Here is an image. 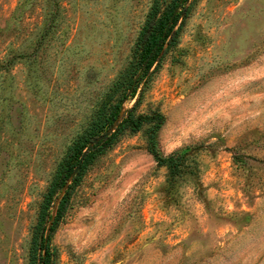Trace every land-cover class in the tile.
I'll list each match as a JSON object with an SVG mask.
<instances>
[{
    "label": "rangeland",
    "instance_id": "374dc122",
    "mask_svg": "<svg viewBox=\"0 0 264 264\" xmlns=\"http://www.w3.org/2000/svg\"><path fill=\"white\" fill-rule=\"evenodd\" d=\"M153 1L0 0V264H40L43 195L129 66ZM186 9L175 44L110 103L122 99L120 117L162 115L155 149L185 154L177 175L150 153L153 124L125 131L80 177L52 264H264V0Z\"/></svg>",
    "mask_w": 264,
    "mask_h": 264
},
{
    "label": "trees",
    "instance_id": "16d2710c",
    "mask_svg": "<svg viewBox=\"0 0 264 264\" xmlns=\"http://www.w3.org/2000/svg\"><path fill=\"white\" fill-rule=\"evenodd\" d=\"M187 2L188 0H171L166 9L161 12L159 0L153 1L145 24L137 38L133 57L129 66L119 77L118 81L113 84L111 91L106 95L99 108L91 117L88 126L73 141L64 157L57 164L48 189L43 195L37 223L32 236V252L36 253L37 250L42 252L38 258L40 264H52L53 262V250L50 246V239L66 212L71 194L77 186L80 177L86 171L90 163L97 156L103 154L110 148L125 131L137 133L144 125L153 124L150 128V153L159 166H164L169 170L170 175H177L185 154H172L167 157H162L155 149V132L163 121L162 115L159 113L136 115L132 108L127 110L123 117H120L122 99L113 105L110 103L115 94L119 92L122 87H131L132 94L136 91L138 86L145 80L146 73L149 71L154 59L158 56L168 37L172 36V41L168 42L169 45L173 46L175 44V38L179 32L174 31V28L179 19L187 13ZM160 41L161 43L157 47ZM145 62H147V64L142 67ZM137 73L138 77L135 78ZM110 129H113V131L91 148L80 169L69 182L87 146L94 138L104 135ZM65 186L66 190L59 200L55 211V217L48 226V222L51 219V208L61 195ZM46 231L48 234L45 236ZM31 262L32 264H36V260L33 256Z\"/></svg>",
    "mask_w": 264,
    "mask_h": 264
},
{
    "label": "water",
    "instance_id": "95a60500",
    "mask_svg": "<svg viewBox=\"0 0 264 264\" xmlns=\"http://www.w3.org/2000/svg\"><path fill=\"white\" fill-rule=\"evenodd\" d=\"M160 43H161V41L158 43L157 47L160 45ZM154 51H155V50H154ZM154 51H153V52H154ZM144 66H145V65H144ZM120 115H121V114H120ZM119 118H120V117H119ZM117 122H118V121H117ZM117 122H116V123H117ZM116 123H115V124H116ZM112 130H113V129L108 130L104 135L98 136V137L94 138V139L91 141V143L87 146V148L84 150L83 154L81 155V157H80V159H79V161H78V164H77V166L75 167V169H74V171H73V174H72L71 178L69 179V182H70V180L72 179V177H73V176L78 172V170L80 169V167H81V165H82V163H83V161H84V159H85L87 153L91 150V148H92L95 144H97L98 142L102 141L105 137H107V136L111 133ZM65 190H66V186L64 187V189H63L62 192H61V195H60L59 198L57 199L58 202H59L60 198L62 197L63 193L65 192ZM47 234H48V232H47Z\"/></svg>",
    "mask_w": 264,
    "mask_h": 264
}]
</instances>
